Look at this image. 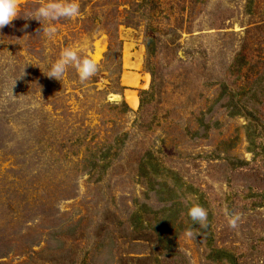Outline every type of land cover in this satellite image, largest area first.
Listing matches in <instances>:
<instances>
[{
    "label": "rangeland",
    "instance_id": "obj_1",
    "mask_svg": "<svg viewBox=\"0 0 264 264\" xmlns=\"http://www.w3.org/2000/svg\"><path fill=\"white\" fill-rule=\"evenodd\" d=\"M45 2L0 29V264H264V0Z\"/></svg>",
    "mask_w": 264,
    "mask_h": 264
},
{
    "label": "clouds",
    "instance_id": "obj_2",
    "mask_svg": "<svg viewBox=\"0 0 264 264\" xmlns=\"http://www.w3.org/2000/svg\"><path fill=\"white\" fill-rule=\"evenodd\" d=\"M17 7V0H0V29L10 25L15 18L20 16L18 15ZM80 14L81 9L78 0H46L44 4L36 8L34 15L28 18L37 20L41 25V21L52 22L61 18L71 19L80 16ZM38 31L43 32L46 37L51 38L56 29L49 25L41 27ZM69 67L76 69L81 81L90 79L98 71V65L94 60L82 56L78 50L72 47H65L60 52L59 57L50 63L45 75L61 81ZM187 215L192 222V226L194 224L205 226L207 211L202 205L198 203L193 204L189 207ZM238 219V216L230 218L229 225L236 227ZM189 235H191L190 230Z\"/></svg>",
    "mask_w": 264,
    "mask_h": 264
},
{
    "label": "trees",
    "instance_id": "obj_3",
    "mask_svg": "<svg viewBox=\"0 0 264 264\" xmlns=\"http://www.w3.org/2000/svg\"><path fill=\"white\" fill-rule=\"evenodd\" d=\"M149 165L151 166V167H153V164H151L150 162H149ZM163 225H165L166 223L168 224V225H172L171 224V222L173 221V218H172V216L171 215H169V214H167L166 216H164L163 217ZM168 221H169V223H168ZM211 252H212V254H213V259L215 260L216 258H214V254L217 256L218 254L219 255H224V253H222V250H218V249H214V246L211 248V250H210Z\"/></svg>",
    "mask_w": 264,
    "mask_h": 264
}]
</instances>
